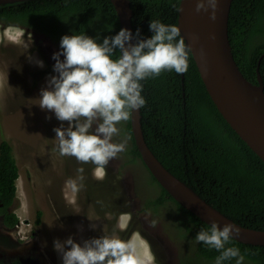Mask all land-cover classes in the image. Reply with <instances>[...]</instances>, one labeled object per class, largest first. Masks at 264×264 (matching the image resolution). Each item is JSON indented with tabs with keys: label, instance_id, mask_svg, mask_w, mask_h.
<instances>
[{
	"label": "trees",
	"instance_id": "16d2710c",
	"mask_svg": "<svg viewBox=\"0 0 264 264\" xmlns=\"http://www.w3.org/2000/svg\"><path fill=\"white\" fill-rule=\"evenodd\" d=\"M130 3L136 40L153 35L149 28L151 19L167 25L178 24L180 0H130ZM0 20L38 28L53 37L68 33L88 35L98 43H103L105 37H114L121 30L111 0H30L0 8ZM229 39L240 70L248 80L257 83L258 62L264 54V0H233ZM188 51L186 73L165 70L159 76L140 82L141 95L146 101L140 108L145 141L162 164L206 202L242 226L264 230V161L219 112L192 52ZM115 55H119V49L115 50ZM259 72L264 81V57L260 60ZM123 123V133L128 140V161L142 170L148 187L157 191L156 198L148 199L146 209L160 211L171 200L178 208L179 217L186 216V220L180 222L187 228L186 233L195 238L200 230L209 229V224L179 204L158 183L138 150L130 117ZM71 159L77 162L75 157ZM18 178L14 147L8 139L2 138L0 202L8 206L13 203ZM134 192L139 193L136 189ZM196 244L197 258L211 263L220 255L203 242ZM226 247L238 248L248 264H264V245L247 244L232 238ZM235 260L223 264H235Z\"/></svg>",
	"mask_w": 264,
	"mask_h": 264
},
{
	"label": "clouds",
	"instance_id": "9594fccd",
	"mask_svg": "<svg viewBox=\"0 0 264 264\" xmlns=\"http://www.w3.org/2000/svg\"><path fill=\"white\" fill-rule=\"evenodd\" d=\"M216 8L217 0H198L195 11L212 9L210 19L215 21ZM149 28L153 35L140 38L134 44L131 43L133 33L127 28H122L114 37H105L103 43L88 35H64L60 42L62 51L53 54L57 74L50 76L48 86L41 89L38 104L41 109L54 112L62 122L53 129L59 154L75 157L82 164L95 165L96 181H104L109 162L126 150L127 137L120 143L113 142V137L120 135L117 125L127 121L132 110H139L146 103L140 82L165 70L178 74L188 71L189 51L181 29L154 19ZM136 35L139 37V30ZM116 49H119L118 56ZM37 63L44 66L42 60ZM63 122H67L66 128ZM77 171L78 178L66 181L73 192L83 187L82 183L78 185V180H84V169ZM238 232L234 224L226 223L221 228L219 221H214L194 239L220 252L215 264L233 258H236L235 264H243L240 250L226 247ZM54 249L61 255L63 264H142L136 241L132 238L125 241L115 235L85 240L83 245L72 237L63 242L57 239ZM152 259L156 261L153 254Z\"/></svg>",
	"mask_w": 264,
	"mask_h": 264
},
{
	"label": "rangeland",
	"instance_id": "374dc122",
	"mask_svg": "<svg viewBox=\"0 0 264 264\" xmlns=\"http://www.w3.org/2000/svg\"><path fill=\"white\" fill-rule=\"evenodd\" d=\"M23 34L18 27L3 29L0 26V141L6 138L12 143L19 167L17 212L26 223L41 214L43 233L53 244L57 239L63 242L72 237L83 245L85 240L99 238L107 232L104 208L98 207L110 197L122 204L126 200L117 187L121 186L116 183L117 179H110L108 185L105 181H96L93 178L95 165L81 166L71 157L59 154L53 129L62 122L54 112L43 110L38 104L41 89L48 86L46 78L43 80L39 73L48 64L31 38ZM10 37H17L16 43L10 41ZM38 60L44 62L43 67L38 65ZM50 66L48 68L52 69ZM63 127H67V122H63ZM79 168L84 169V180H78V185L82 183L83 187L73 192L66 181L78 178ZM101 191L106 193L104 201ZM129 192L128 197L134 196L132 189ZM128 216L129 213L123 214L122 218ZM132 239L149 255L140 233L133 234ZM59 262L63 264L61 258Z\"/></svg>",
	"mask_w": 264,
	"mask_h": 264
},
{
	"label": "water",
	"instance_id": "95a60500",
	"mask_svg": "<svg viewBox=\"0 0 264 264\" xmlns=\"http://www.w3.org/2000/svg\"><path fill=\"white\" fill-rule=\"evenodd\" d=\"M30 0H0V8ZM120 27L131 30L132 14L130 0H111ZM198 0H180L178 24L185 44L192 52L204 85L233 130L264 161V81L257 68V83L248 80L240 70L229 39V16L233 0H217L216 20L208 12L195 11ZM134 37L131 43H136ZM141 113L132 110V132L143 161L158 183L182 206L194 213L203 222L219 221L239 228L232 238L247 244L264 245V230L253 229L236 223L221 211L206 202L195 190L171 173L155 156L145 141Z\"/></svg>",
	"mask_w": 264,
	"mask_h": 264
},
{
	"label": "flooded vegetation",
	"instance_id": "af4514ba",
	"mask_svg": "<svg viewBox=\"0 0 264 264\" xmlns=\"http://www.w3.org/2000/svg\"><path fill=\"white\" fill-rule=\"evenodd\" d=\"M0 24L21 27L31 38L32 44L37 46L39 55L52 66L49 71L51 75L57 74L54 72L53 66L56 61L53 59V54L62 51L61 38L64 35H70L69 33L53 37L38 28L9 24L1 20ZM63 58V56L60 57L61 60ZM123 122L125 121L117 125L121 132L119 136L113 137L115 143H120L125 138ZM128 159L125 150L107 165L105 179L108 181L104 180L105 184L108 185L110 179H117L116 183H121V186L117 187L124 193L126 202L122 204L110 197L104 205L98 207H103L105 211L107 232L104 234L115 235L127 241L135 232L140 233L152 252H150L151 255L154 253L153 258H157L160 264H215V261L210 263L207 259L204 261L197 258L195 239L186 233L187 228L181 224L182 220H186V216L182 213V217H179L178 208L172 206L171 200L167 201L160 211L153 208L146 209L148 199L156 198L157 191L148 187L142 170ZM130 189L133 190L134 196L128 197L127 193H130ZM134 189L139 191L138 195ZM100 193L103 194L101 196L104 201L106 193L102 191ZM18 202L17 194L10 206L0 202V264H61L54 249L53 240L46 238L43 233L41 214H37L33 221L26 223L17 212ZM128 213L129 216L123 219L122 215ZM123 220L126 222L123 223ZM153 222H155L154 226ZM243 264L248 263L244 261Z\"/></svg>",
	"mask_w": 264,
	"mask_h": 264
},
{
	"label": "bare ground",
	"instance_id": "6f19581e",
	"mask_svg": "<svg viewBox=\"0 0 264 264\" xmlns=\"http://www.w3.org/2000/svg\"><path fill=\"white\" fill-rule=\"evenodd\" d=\"M0 26H1L3 29L9 27V26H2V24H0ZM13 31H14V30H13ZM9 40L12 41V42H14V43H16V41H17V37H10ZM0 43H2L1 40H0ZM42 59H43V58H42ZM44 62H45V61H44ZM45 63H46V62H45ZM46 64H48V63H46ZM48 66H49V65H47V68L41 70V72L39 73L40 76H41V74H42L43 80H45V78H46V80H45L46 84H47V81H48V77L52 76L51 73L49 72L50 69L48 68ZM13 74L15 75L16 73H13ZM123 223H125V220H123ZM135 241H136V243H137V240H135ZM140 245H141V244L137 243V251H138V254H139L140 258H141L142 264H150L151 261H152L151 254L149 253V255H148V253L146 252V253H147V257H149V259H145L144 257H145L146 255L143 257V255H144V253H143V252H144V249H143V248L141 249ZM149 251H150V250H149ZM58 257L62 259L61 255L58 256Z\"/></svg>",
	"mask_w": 264,
	"mask_h": 264
},
{
	"label": "crops",
	"instance_id": "0c3cea01",
	"mask_svg": "<svg viewBox=\"0 0 264 264\" xmlns=\"http://www.w3.org/2000/svg\"><path fill=\"white\" fill-rule=\"evenodd\" d=\"M143 253H144L143 257L146 255L144 258H145V259H149V257H147V253H146V251H144ZM151 258H152V257H151ZM150 264H155L154 261H153V259H152V261H151Z\"/></svg>",
	"mask_w": 264,
	"mask_h": 264
}]
</instances>
